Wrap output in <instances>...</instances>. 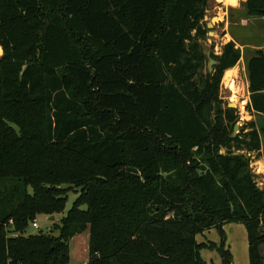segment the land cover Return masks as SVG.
<instances>
[{"label":"trees","instance_id":"trees-1","mask_svg":"<svg viewBox=\"0 0 264 264\" xmlns=\"http://www.w3.org/2000/svg\"><path fill=\"white\" fill-rule=\"evenodd\" d=\"M207 2L0 0V264H69L86 230L85 264H204L201 247L232 264L222 244L195 239L230 223L262 264L264 191L249 155L264 158V53L246 64L258 128L233 137L220 84L241 53L226 44L207 71ZM243 7L264 16V0ZM73 187L58 236H25Z\"/></svg>","mask_w":264,"mask_h":264},{"label":"rangeland","instance_id":"rangeland-1","mask_svg":"<svg viewBox=\"0 0 264 264\" xmlns=\"http://www.w3.org/2000/svg\"><path fill=\"white\" fill-rule=\"evenodd\" d=\"M243 2L244 0H208L203 20L207 33L205 39L200 41L204 53L209 52L211 58L212 55H220L223 47L230 42H233L235 48L239 49L241 53L240 61L230 69L236 71L233 78L234 90L231 88L230 83L224 81L225 73L220 84V94L225 105L231 103L236 105L234 110L237 115V134L241 132V129L244 130L243 133L248 132L247 124L249 122L256 123L258 128V117L250 115L245 109L249 101L246 64L256 50L264 53V16H247ZM212 18H216L218 22L213 24L212 29H208L206 25L210 23ZM208 32L213 34L209 36ZM240 104H242L241 108ZM10 125L17 130L14 125ZM221 153H224V151H221ZM249 158L253 181L257 188L264 191L262 149L259 152L251 153ZM62 188L66 189L68 186L63 185ZM28 191L31 192L30 188ZM78 195L79 189L71 188L66 193V204L63 212L53 215L54 220H49L50 217L45 215L36 216L34 221L38 229L32 228L30 223L24 235H36L41 232L57 237L59 232L56 226L60 225L61 219L65 217ZM195 239L198 245L214 244L219 247L222 244L224 249L231 254L232 264H249L247 233L241 224L223 225L222 234L216 229L205 230L198 234ZM68 250L69 264H85L88 259V230L74 236L69 241ZM261 256L263 259L262 264H264V247H261ZM200 257L204 264H221V257L216 249L201 247Z\"/></svg>","mask_w":264,"mask_h":264},{"label":"water","instance_id":"water-1","mask_svg":"<svg viewBox=\"0 0 264 264\" xmlns=\"http://www.w3.org/2000/svg\"><path fill=\"white\" fill-rule=\"evenodd\" d=\"M217 22H218V21L216 20V18H212L211 21H210V23L207 24L206 27H207L208 29H212L213 24H214V23H217ZM212 34H213L212 32H208V35H209V36H211ZM204 54H205V57H206V59H207V71H208L209 73H211L212 70H213V66L216 64V61H214V60L211 58V55H210L209 52H206V53H204ZM227 108L235 109L236 106H235V104H232V103H231V104H228V105H227ZM237 130H238V126L235 125V126L233 127V133H232V136H233V137H235V136L237 135ZM49 220H54V217H53V216H50Z\"/></svg>","mask_w":264,"mask_h":264},{"label":"bare ground","instance_id":"bare-ground-1","mask_svg":"<svg viewBox=\"0 0 264 264\" xmlns=\"http://www.w3.org/2000/svg\"><path fill=\"white\" fill-rule=\"evenodd\" d=\"M223 1V0H222ZM217 20V19H216ZM236 75V71L230 70V71H226L224 74V81H226L227 83H230L231 88L234 90V82H233V78ZM237 91V90H236ZM234 93H236L235 91H233ZM236 106V105H235ZM242 104H240V108H241ZM261 170V169H260ZM263 170V169H262ZM261 172V171H260ZM263 172V171H262Z\"/></svg>","mask_w":264,"mask_h":264},{"label":"built area","instance_id":"built-area-1","mask_svg":"<svg viewBox=\"0 0 264 264\" xmlns=\"http://www.w3.org/2000/svg\"><path fill=\"white\" fill-rule=\"evenodd\" d=\"M31 226H32V228H34V229H38V226H37V224H36L35 221H33V222L31 223Z\"/></svg>","mask_w":264,"mask_h":264},{"label":"crops","instance_id":"crops-1","mask_svg":"<svg viewBox=\"0 0 264 264\" xmlns=\"http://www.w3.org/2000/svg\"><path fill=\"white\" fill-rule=\"evenodd\" d=\"M1 49V48H0ZM2 54V53H1Z\"/></svg>","mask_w":264,"mask_h":264}]
</instances>
